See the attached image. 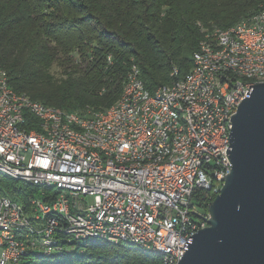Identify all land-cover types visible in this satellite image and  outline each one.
I'll use <instances>...</instances> for the list:
<instances>
[{
    "label": "built area",
    "instance_id": "1",
    "mask_svg": "<svg viewBox=\"0 0 264 264\" xmlns=\"http://www.w3.org/2000/svg\"><path fill=\"white\" fill-rule=\"evenodd\" d=\"M264 81V4L206 30L192 66L150 92L137 64L117 100L88 115L14 91L0 67V174L37 186L0 194V264L64 255L76 241L129 242L177 264L231 169L232 115Z\"/></svg>",
    "mask_w": 264,
    "mask_h": 264
},
{
    "label": "trees",
    "instance_id": "2",
    "mask_svg": "<svg viewBox=\"0 0 264 264\" xmlns=\"http://www.w3.org/2000/svg\"><path fill=\"white\" fill-rule=\"evenodd\" d=\"M264 0H0V67L18 93L88 115L119 97L131 64L153 92L192 66L206 30L228 27ZM39 188L0 174V194L26 203ZM197 190L208 212L215 197ZM129 242L76 241L71 253L29 255L22 264H154Z\"/></svg>",
    "mask_w": 264,
    "mask_h": 264
},
{
    "label": "water",
    "instance_id": "3",
    "mask_svg": "<svg viewBox=\"0 0 264 264\" xmlns=\"http://www.w3.org/2000/svg\"><path fill=\"white\" fill-rule=\"evenodd\" d=\"M231 121V169L177 264H264V81Z\"/></svg>",
    "mask_w": 264,
    "mask_h": 264
},
{
    "label": "rangeland",
    "instance_id": "4",
    "mask_svg": "<svg viewBox=\"0 0 264 264\" xmlns=\"http://www.w3.org/2000/svg\"><path fill=\"white\" fill-rule=\"evenodd\" d=\"M89 113H91V112H89ZM89 113H88V114H89ZM207 214H208V212H207Z\"/></svg>",
    "mask_w": 264,
    "mask_h": 264
}]
</instances>
